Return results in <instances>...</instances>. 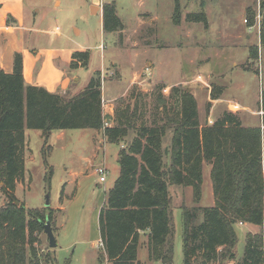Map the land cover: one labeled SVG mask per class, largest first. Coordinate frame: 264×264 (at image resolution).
Here are the masks:
<instances>
[{"label":"rangeland","instance_id":"1","mask_svg":"<svg viewBox=\"0 0 264 264\" xmlns=\"http://www.w3.org/2000/svg\"><path fill=\"white\" fill-rule=\"evenodd\" d=\"M103 1L115 2L124 29L104 33L101 16L97 15L99 8L102 12L103 8L94 4V15L91 0H11L12 6L19 9L23 3L26 12L23 23L29 28L28 44H34L39 51L38 60L28 63V79L33 73L36 75L47 50L53 51L57 63L63 65L73 51L84 46L92 49L90 65L77 68L75 73L67 66L71 77L69 89L74 92L73 86L78 82L83 90L92 76L101 72L104 127L115 124L118 107L133 105L135 95L137 98L143 93H147L142 100L148 110L145 119L151 122L159 84L166 85L162 91L166 97L173 93L174 86L192 92L202 126L213 124L227 110L238 115L246 126L261 125L264 45L260 10L253 25L247 22L248 8L259 9L260 0H179V9H175V0ZM256 47L259 57L252 58ZM149 62H154V68ZM53 63L50 61V65ZM101 66L100 70L91 72ZM74 74L79 78L74 79ZM213 91L224 94L214 100ZM167 100L171 106L176 98ZM106 121L111 125L107 126ZM136 122L140 125L141 118ZM66 131H56L45 140L39 130H28L30 143L26 142L25 174L17 181L16 195L20 200L17 204L24 203L29 209H52L58 246L50 247L44 230L35 232V246L43 264H112L106 260L105 248L98 244L103 237V210L108 193L120 175L119 151L128 146L135 131L121 144L107 142L104 129ZM171 138L169 132L164 147L169 146ZM100 164L109 169L106 182H100L95 172ZM207 164L204 162L200 199L191 185L169 186L174 224L173 264H182L184 256L182 207L211 205L213 181ZM8 200L0 183V207ZM242 230L239 228L237 257L244 254ZM261 231L264 250V229ZM143 236L139 244L141 261L147 259L148 249Z\"/></svg>","mask_w":264,"mask_h":264},{"label":"trees","instance_id":"2","mask_svg":"<svg viewBox=\"0 0 264 264\" xmlns=\"http://www.w3.org/2000/svg\"><path fill=\"white\" fill-rule=\"evenodd\" d=\"M175 7L179 9V0H175ZM258 10L264 45V0H260L259 9L248 8L247 22L253 25ZM117 11L115 2L104 3L105 32L124 29ZM202 15L205 17L204 12ZM251 57H259L258 47ZM90 58L89 49L76 50L70 67L87 68ZM165 87L157 86L151 122L145 119L148 110L142 100L147 93H143L137 98L135 95L133 105L118 107L115 124L104 127L100 71L83 90L74 93L69 88L53 92L42 85L28 84L21 52L15 53L12 72L0 67V183L1 191L9 198L0 207V264H43L35 246V232L45 231L47 218L53 224L50 207L29 209L24 203L17 204V181L25 174L26 129L41 130L45 140L59 130L104 129L107 142L119 144L127 142L130 132L135 131L128 146L119 151L120 175L103 210L102 240L112 264H141L138 250L144 230H149L150 259L173 264L174 224L169 186L191 185L200 199L204 162L212 165L215 205L182 207V264L264 263L262 231L247 233L244 255L237 260L236 228L239 222L264 223L262 127L244 125L230 110L213 124L202 126L194 94L174 86L173 93L166 97L162 92ZM211 97L218 99L221 94L213 91ZM170 98H176L171 106L167 100ZM261 103L264 108V88ZM139 118L142 123L137 126ZM169 132L172 138L169 146L164 147Z\"/></svg>","mask_w":264,"mask_h":264},{"label":"crops","instance_id":"3","mask_svg":"<svg viewBox=\"0 0 264 264\" xmlns=\"http://www.w3.org/2000/svg\"><path fill=\"white\" fill-rule=\"evenodd\" d=\"M91 1H92L91 7H92V13H93L94 4L100 5L101 0H91ZM21 4L22 5H20V6H22V8L19 9L17 7L12 6L11 0H0V67L3 68L6 72H12L14 69L15 53L21 52L23 55L25 81L28 84L42 85V86H45L47 89H49L50 91H53V92H65L69 88V85L71 82V77L67 73V66L70 65V62L72 60V54L74 51L68 57V60L66 61L67 63L66 64L64 63L63 65H61L62 63L59 64L60 61L57 63L58 60L55 58L56 57L55 53H53V51L47 50L46 59L43 60L41 67H39V69L36 72V75L33 73L29 77L30 79H28V74H27L28 66H29L28 63L30 61L38 60L37 56L39 54L38 53L39 51L36 47H34V44L33 45L28 44V40H29L28 39V36H29L28 29L29 28L26 27V25L23 23V21L26 17V12H25V7H24L23 3H21ZM99 14L101 16V21L103 24V12L100 8H99V12L97 13V15H99ZM102 29H103V27H102ZM35 30L36 29L34 28V31ZM103 32L105 33L104 30H103ZM99 46H101V44ZM86 49H89L92 53V49L89 47L81 46L80 49H77V50H86ZM50 61H54V63L52 65H50ZM90 61H91V58H90ZM153 63L154 62H149L151 68H154ZM89 65H90V63H89ZM65 66H66V68H65ZM101 68H102V66L101 67H95L91 70V72H94L96 70H100ZM75 70H77V69H73L71 72L75 73ZM33 75H35V76H33ZM77 76H78L77 74H74V76H73L74 79L79 78V76L78 77ZM78 86L74 88V93H77V92L82 90L81 89L82 86L81 87L80 86L78 87ZM221 94H224V92ZM111 99H114V98H111ZM111 99H108V101H110ZM219 99H221V98L214 99V100H219ZM261 101H262V98H261ZM260 104L262 107V103H260ZM261 119H262V117H261ZM260 124H262V123H260ZM256 126H259V125H256ZM260 126H262V125H260ZM28 130L29 129H26V138H27V142L30 143V135L28 133ZM262 130H263V143H264V129H262ZM39 131L41 132L40 134L42 135V131L41 130H39ZM59 131H61L62 133L67 132L66 130H59ZM263 164H264V159H263ZM207 165L209 166L208 173L211 176L212 165L210 163H208ZM204 166L205 167H203V182H204V177H205L206 165H204ZM211 178H212V176H211ZM212 181H213V179H212ZM211 196L213 197L212 201L210 202L211 205H202L201 204L198 206L209 207V206L215 205V195H214L213 183H212ZM202 197H201V199H202ZM195 206H197V205H195ZM202 219H203V215L201 214L200 220H202ZM262 226H264V225L251 224V223H247V222H239L236 224L238 234L240 232L239 228L243 229L242 231H243V235L245 238V243H246L247 233H250V232L251 233H258L264 229V228H261ZM141 234H143L146 237L145 238L143 236V238L147 239L146 241H147V245H148L149 230L141 231ZM140 239H141V237H140ZM141 243H142V240H140L139 244L141 245ZM140 245H139V250H138V258H139V254H140V247H141ZM104 248H105V246H104ZM244 250H245V248H244ZM145 252H147V259L145 261H141V259L139 258V260L141 261V264L162 263L161 261L150 259L149 247H148L147 251H145ZM242 257H237V260H241ZM106 260L109 261L108 257H106ZM234 263H235V261L231 262V264H234Z\"/></svg>","mask_w":264,"mask_h":264},{"label":"built area","instance_id":"4","mask_svg":"<svg viewBox=\"0 0 264 264\" xmlns=\"http://www.w3.org/2000/svg\"><path fill=\"white\" fill-rule=\"evenodd\" d=\"M104 3L105 2L103 0H101V2H100L101 8H103ZM111 74H112V72H111ZM238 107H239V105L236 103L235 104V108H238ZM259 113L263 117L262 124H261L262 126L261 127H262V129H264V108L263 107H261V109L259 110ZM210 122H212V120ZM105 124L107 126H110L111 125L108 121H106ZM95 172H96V174H98L99 179H100V182H106L107 181V178H108V175H109V169L107 168V166L105 164H100V165L96 166ZM98 244L100 246H103L104 247V242H103L102 239L99 240V243Z\"/></svg>","mask_w":264,"mask_h":264},{"label":"water","instance_id":"5","mask_svg":"<svg viewBox=\"0 0 264 264\" xmlns=\"http://www.w3.org/2000/svg\"><path fill=\"white\" fill-rule=\"evenodd\" d=\"M44 228L49 240L50 247L56 248L58 246V242L50 219H46V221L44 222Z\"/></svg>","mask_w":264,"mask_h":264}]
</instances>
